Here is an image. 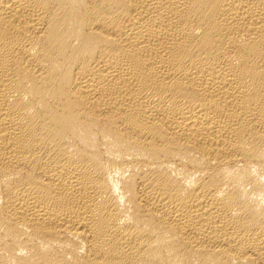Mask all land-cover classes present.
<instances>
[{"label":"bare ground","instance_id":"6f19581e","mask_svg":"<svg viewBox=\"0 0 264 264\" xmlns=\"http://www.w3.org/2000/svg\"><path fill=\"white\" fill-rule=\"evenodd\" d=\"M0 264H264V0H0Z\"/></svg>","mask_w":264,"mask_h":264}]
</instances>
